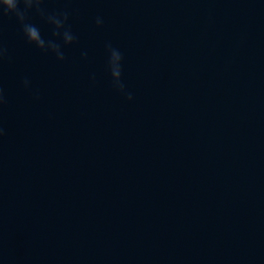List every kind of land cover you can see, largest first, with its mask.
<instances>
[{"label": "water", "instance_id": "water-1", "mask_svg": "<svg viewBox=\"0 0 264 264\" xmlns=\"http://www.w3.org/2000/svg\"><path fill=\"white\" fill-rule=\"evenodd\" d=\"M44 7L63 61L0 14V264H264V0Z\"/></svg>", "mask_w": 264, "mask_h": 264}, {"label": "clouds", "instance_id": "clouds-1", "mask_svg": "<svg viewBox=\"0 0 264 264\" xmlns=\"http://www.w3.org/2000/svg\"><path fill=\"white\" fill-rule=\"evenodd\" d=\"M44 3L45 0H0V14L14 16L19 21L23 36L29 44L45 53L51 52L58 60L63 61L65 59L63 48L77 41V36L69 23L70 13L67 11L49 12L44 7ZM33 13L50 26L51 34L47 38L42 33L41 27L32 22L30 14ZM95 24L98 27L102 26L104 24L103 17L96 16ZM105 48L108 52L107 69L111 76L113 89L126 96L127 100L132 101L133 93L127 89L123 81V53L111 42H107ZM0 56H3L2 49H0ZM82 56L87 57V52H83ZM92 79L95 80L94 75ZM23 86L26 89L30 88L31 81L25 78ZM35 95L38 97V90ZM4 102V90L0 88V104ZM3 135L4 129L0 127V136Z\"/></svg>", "mask_w": 264, "mask_h": 264}]
</instances>
